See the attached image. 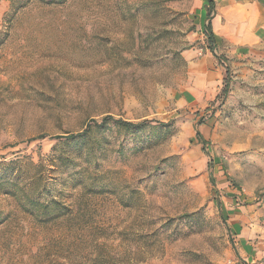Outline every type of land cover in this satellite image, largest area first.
Masks as SVG:
<instances>
[{
  "label": "rangeland",
  "instance_id": "374dc122",
  "mask_svg": "<svg viewBox=\"0 0 264 264\" xmlns=\"http://www.w3.org/2000/svg\"><path fill=\"white\" fill-rule=\"evenodd\" d=\"M200 2L0 0V180L21 161L63 208L0 191V264H264V53L213 51ZM205 57L223 79L196 94Z\"/></svg>",
  "mask_w": 264,
  "mask_h": 264
},
{
  "label": "crops",
  "instance_id": "0c3cea01",
  "mask_svg": "<svg viewBox=\"0 0 264 264\" xmlns=\"http://www.w3.org/2000/svg\"><path fill=\"white\" fill-rule=\"evenodd\" d=\"M212 1L210 5L209 0H201L197 15L199 31L207 34V41L212 37L211 49L223 51L229 46L227 54L238 58L264 53V0ZM191 70L196 80L193 93L219 91L223 73L212 58L200 59Z\"/></svg>",
  "mask_w": 264,
  "mask_h": 264
},
{
  "label": "trees",
  "instance_id": "16d2710c",
  "mask_svg": "<svg viewBox=\"0 0 264 264\" xmlns=\"http://www.w3.org/2000/svg\"><path fill=\"white\" fill-rule=\"evenodd\" d=\"M209 4L212 5L213 1L209 0ZM207 30H209V26L206 27ZM212 37H208V43L210 46V42H212ZM211 47V46H210ZM227 88H225L226 90ZM111 122H114L118 127L120 128H124L126 130H141L143 129L145 126L148 125V122H143V123H139V124H134L131 122H125L122 120H115L113 117H106L103 118L101 122H97V121H93L92 123L95 124V127L98 130H102L105 129L107 127V125ZM160 127H168V124H164V123H160L159 124ZM92 128V124H90L87 129L82 132L81 134L78 135H69V136H57L55 139L59 141V145L62 144L61 141L64 142H78L80 140H83V138L89 133L90 129ZM55 161L54 163H58L59 164H66V160L65 158L60 155V156H54L53 158ZM21 161L18 162H10L6 165H17L18 168L16 170V175L9 177V181L8 180H0V191H2L3 194L7 195V196H11L15 199V202L17 203V205L26 213L30 214L31 216H33L35 219L40 220V219H54V218H59L61 213H58V211L61 209L62 206H60V202H56L54 200L51 201H46V202H41L39 200V197H41L44 194V187H39V182H41V178L40 176H37V174H35L28 186L26 187H21L19 184V179L23 174V171L20 169L22 167L21 165ZM2 165V164H0ZM43 163H38L35 164L33 162H29L26 164V166L24 168H28L30 167L32 170L34 171H39L42 168ZM67 165V164H66ZM11 171L14 173L15 171L13 169H11ZM8 174V173H7ZM10 175V174H9ZM89 187V186H88ZM7 220V218H5L3 216V214L0 212V225ZM41 221H47V220H41Z\"/></svg>",
  "mask_w": 264,
  "mask_h": 264
}]
</instances>
